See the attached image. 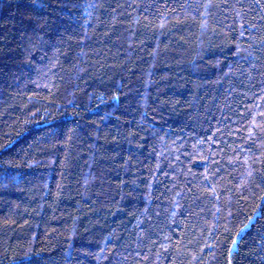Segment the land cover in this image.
Returning a JSON list of instances; mask_svg holds the SVG:
<instances>
[{
    "label": "trees",
    "instance_id": "trees-1",
    "mask_svg": "<svg viewBox=\"0 0 264 264\" xmlns=\"http://www.w3.org/2000/svg\"><path fill=\"white\" fill-rule=\"evenodd\" d=\"M0 264H264V0H0Z\"/></svg>",
    "mask_w": 264,
    "mask_h": 264
}]
</instances>
